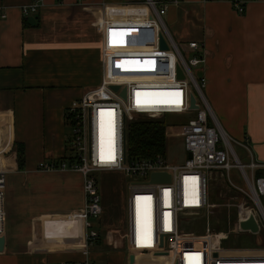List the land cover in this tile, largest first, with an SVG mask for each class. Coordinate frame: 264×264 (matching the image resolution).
I'll list each match as a JSON object with an SVG mask.
<instances>
[{"label":"crops","instance_id":"0c3cea01","mask_svg":"<svg viewBox=\"0 0 264 264\" xmlns=\"http://www.w3.org/2000/svg\"><path fill=\"white\" fill-rule=\"evenodd\" d=\"M30 1L0 0L7 13L0 16V168L7 174L0 264H131L125 241L103 225L101 239L84 254V177L40 164L57 165L74 155L66 108L101 84L109 25L148 24L153 11L146 0H44L25 17L20 6ZM156 1L168 4L164 16L184 34L180 43L202 46L199 76L206 78L207 100L236 141L238 156L264 163V1L244 0L243 14L230 0ZM16 143L24 147L23 169ZM255 174L264 175V168Z\"/></svg>","mask_w":264,"mask_h":264},{"label":"built area","instance_id":"2783aa9c","mask_svg":"<svg viewBox=\"0 0 264 264\" xmlns=\"http://www.w3.org/2000/svg\"><path fill=\"white\" fill-rule=\"evenodd\" d=\"M230 2L239 14L245 12L244 0ZM146 3L153 11L148 24L126 28L114 23L109 25L102 47L104 72L101 84L66 108L74 155L57 165L42 162L40 168L72 170L83 175L86 196L84 254H88L89 248L101 239L102 225L95 227L92 223L103 214L100 184L93 172L121 171L126 176L143 180L128 184L124 227L108 230L114 236L119 234L130 253L162 254L168 259L167 264H264V248L226 247L223 245L227 237L224 233L215 230L197 235L184 229L186 221L212 207L208 190L210 175L235 167L240 170L246 187L235 185L227 175L231 185L243 193L228 208L235 207L237 222L254 212L262 227L264 175H256L255 170L264 168V163L255 160L245 163L235 154L232 143L236 141L223 130L204 93L206 78H197L192 71V67L205 61L202 46L197 41L184 45L190 53L187 59L163 18L168 4L159 7L156 0H146ZM44 4V0H32L21 5L20 11L28 17ZM0 10L1 18H6L2 6ZM163 41L166 49L162 48ZM178 67L183 78L179 77ZM114 85L119 86L118 90L112 88ZM124 89L126 98L122 96ZM192 97L197 107H192ZM160 98L165 104L156 105L158 102L154 99ZM192 112H197V116L179 126L177 132L183 138L187 153L184 162H171L165 155L128 156L126 128L130 121L139 117L160 119L167 114ZM100 129L107 132L108 139H112L114 130L113 156L104 149L100 156L98 154ZM155 172L168 173L171 180L153 183L151 175ZM6 176V170L0 168V237L6 232ZM82 264L95 263L86 260Z\"/></svg>","mask_w":264,"mask_h":264},{"label":"rangeland","instance_id":"374dc122","mask_svg":"<svg viewBox=\"0 0 264 264\" xmlns=\"http://www.w3.org/2000/svg\"><path fill=\"white\" fill-rule=\"evenodd\" d=\"M164 20L167 24L169 31L173 34L175 41L182 49L187 59L190 57V53L182 43L180 39L183 37V33L175 31L173 23L170 18L164 16ZM176 25V24H175ZM194 75L199 78L201 67H192ZM194 88V87H193ZM197 93L196 89L194 88ZM206 90L204 89V93ZM206 95V94H205ZM199 101L201 98L198 93ZM197 112L188 114H167L166 115V152L165 156L171 162H184L187 153L185 151V145L183 138L177 135L179 131L178 127L182 124H187L189 119L195 118ZM172 127V128H171ZM167 131L169 134H167ZM176 132V134H173ZM235 154L241 156V151L235 143H232ZM239 157V156H238ZM240 158V157H239ZM244 162V160H242ZM94 176L100 184L101 194L103 198V214L99 220H92L95 227L103 225L113 230H119L123 228L124 219H126V198L128 196V184L129 182L143 181L133 176H126L121 171H95ZM227 175L235 185L240 187H246V183L242 177V174L238 168H231L229 171L223 172L222 170L214 171L210 175L209 182V197L212 207L209 211H206L199 217L190 219L184 224V229L187 232H192L197 235L206 234L208 231L212 232L218 230V232L224 233L227 237L224 239V246L242 247V246H258L264 244V224L262 231L258 234L249 232H242L238 227V222L235 214V207L232 205L229 209V205L234 204L236 200L243 196V193L238 191L229 182ZM263 223L262 221H260ZM119 223V224H118ZM117 225V226H116ZM119 235V234H118ZM264 247L258 246L256 249ZM255 249V248H254ZM135 258V264L139 261L153 262L157 259L159 264H166L168 259L160 260L159 257H163L162 254H137L131 253V256ZM137 257L139 259L136 261Z\"/></svg>","mask_w":264,"mask_h":264},{"label":"trees","instance_id":"16d2710c","mask_svg":"<svg viewBox=\"0 0 264 264\" xmlns=\"http://www.w3.org/2000/svg\"><path fill=\"white\" fill-rule=\"evenodd\" d=\"M166 117H139L127 124L126 148L130 158H151L166 152ZM19 168H24V147L16 143ZM218 231V230H216ZM232 247V246H227Z\"/></svg>","mask_w":264,"mask_h":264},{"label":"water","instance_id":"95a60500","mask_svg":"<svg viewBox=\"0 0 264 264\" xmlns=\"http://www.w3.org/2000/svg\"><path fill=\"white\" fill-rule=\"evenodd\" d=\"M162 48H167V45L165 44V42H162ZM178 74L179 77L183 78L184 74L181 70L180 67H178ZM112 88L114 90H118L119 86H112ZM122 96L124 98H126V89H124L122 91ZM192 107H197L195 104V98L192 97ZM191 156V154H189V157ZM171 180V176L168 173H159V172H155L152 173L151 175V181L153 183H164V182H169ZM238 227L240 229V231L242 232H251L253 234H258L261 231V225L259 223V221L257 220L256 215L254 214V212L250 213V216L247 219H239L238 220ZM4 246H5V236L0 237V252L4 250ZM134 256L132 255L130 257V263L133 264L134 263Z\"/></svg>","mask_w":264,"mask_h":264},{"label":"bare ground","instance_id":"6f19581e","mask_svg":"<svg viewBox=\"0 0 264 264\" xmlns=\"http://www.w3.org/2000/svg\"><path fill=\"white\" fill-rule=\"evenodd\" d=\"M155 102H158L156 105H163L165 104V100L163 98L160 99H154ZM160 107H169V106H160ZM109 132V131H108ZM113 134H114V130H112V139H108L107 136V140L105 142H103V144L101 142H99V147H98V154L99 156L102 154L103 149L106 150L107 152H111V156L114 155V146H115V142L113 139Z\"/></svg>","mask_w":264,"mask_h":264},{"label":"snow or ice","instance_id":"6c2138e0","mask_svg":"<svg viewBox=\"0 0 264 264\" xmlns=\"http://www.w3.org/2000/svg\"><path fill=\"white\" fill-rule=\"evenodd\" d=\"M109 159H113L112 157H110Z\"/></svg>","mask_w":264,"mask_h":264}]
</instances>
